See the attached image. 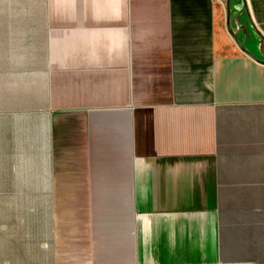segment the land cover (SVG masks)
Listing matches in <instances>:
<instances>
[{
    "label": "crops",
    "instance_id": "obj_1",
    "mask_svg": "<svg viewBox=\"0 0 264 264\" xmlns=\"http://www.w3.org/2000/svg\"><path fill=\"white\" fill-rule=\"evenodd\" d=\"M0 264H264V0H0Z\"/></svg>",
    "mask_w": 264,
    "mask_h": 264
}]
</instances>
